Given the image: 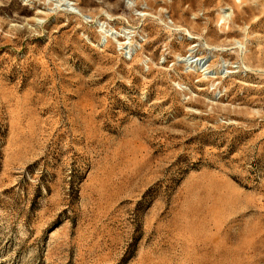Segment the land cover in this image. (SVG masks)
Listing matches in <instances>:
<instances>
[{
	"label": "rangeland",
	"instance_id": "obj_1",
	"mask_svg": "<svg viewBox=\"0 0 264 264\" xmlns=\"http://www.w3.org/2000/svg\"><path fill=\"white\" fill-rule=\"evenodd\" d=\"M0 264H264V0H0Z\"/></svg>",
	"mask_w": 264,
	"mask_h": 264
}]
</instances>
